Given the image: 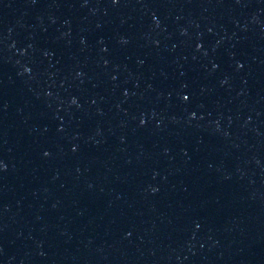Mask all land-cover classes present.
<instances>
[{
	"label": "water",
	"instance_id": "obj_1",
	"mask_svg": "<svg viewBox=\"0 0 264 264\" xmlns=\"http://www.w3.org/2000/svg\"><path fill=\"white\" fill-rule=\"evenodd\" d=\"M263 107L264 0H0V264H192Z\"/></svg>",
	"mask_w": 264,
	"mask_h": 264
},
{
	"label": "snow or ice",
	"instance_id": "obj_2",
	"mask_svg": "<svg viewBox=\"0 0 264 264\" xmlns=\"http://www.w3.org/2000/svg\"><path fill=\"white\" fill-rule=\"evenodd\" d=\"M199 46V45H198ZM185 99H187V97H185ZM142 123H143V121H142ZM4 165H3V162L2 161H0V167H3Z\"/></svg>",
	"mask_w": 264,
	"mask_h": 264
}]
</instances>
